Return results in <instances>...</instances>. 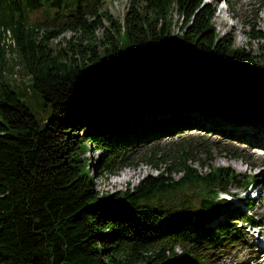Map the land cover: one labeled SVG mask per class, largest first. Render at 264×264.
Wrapping results in <instances>:
<instances>
[{
	"label": "trees",
	"instance_id": "1",
	"mask_svg": "<svg viewBox=\"0 0 264 264\" xmlns=\"http://www.w3.org/2000/svg\"><path fill=\"white\" fill-rule=\"evenodd\" d=\"M127 1L119 20L105 0H0V264H189L259 224L250 201L234 214L220 196L252 176L212 166L209 148L195 158L182 135L264 128V60L216 31L214 3ZM66 29L78 36L51 44ZM14 65L25 85L10 79ZM36 94L41 118L28 106ZM179 136L171 155L153 151ZM144 144L152 154L133 161ZM91 146L106 172L143 161L158 173L101 196ZM219 210L225 223L207 228Z\"/></svg>",
	"mask_w": 264,
	"mask_h": 264
},
{
	"label": "rangeland",
	"instance_id": "2",
	"mask_svg": "<svg viewBox=\"0 0 264 264\" xmlns=\"http://www.w3.org/2000/svg\"><path fill=\"white\" fill-rule=\"evenodd\" d=\"M262 1L264 0H225L227 6L225 12H219L216 6L213 17V24L216 31L219 34L230 32L234 38L233 46L242 47L250 51L252 55L256 56L254 62H262L264 60V5L261 4ZM127 7V0H105L102 10L121 20ZM171 16L173 33L180 32L182 17L175 11H172ZM43 18V12H36L32 16V19L36 21H42ZM107 25L108 21L102 20V26L95 32V35L100 37L103 28ZM72 36L77 37L78 33L66 29L57 38L52 39L51 44L60 43L64 45L66 40ZM13 70L14 74L10 79L13 81L14 78V82L25 85L27 76L22 74L19 65H14ZM28 106L36 115L40 114V118L46 114L48 109L44 107L43 99L38 94L32 96L28 102ZM233 129L232 132L228 130L223 132H219L220 130L216 132H200L194 130L182 136L187 135L185 136L186 139L191 140L195 158L203 159L204 154L201 149L209 148L210 154L213 157L211 162L212 166H228L235 172L252 176L250 181L251 185L247 191H243L236 185L229 187V192L236 194L233 200L234 204L230 207L231 209L233 208L232 211L234 213L238 209V205H242L246 200L248 201L254 197V201H250L252 209L248 213L262 224L260 228L262 234H264V146H261V141L264 140V128L254 124H246L235 126ZM180 137L158 140L156 148L153 151L161 155L163 151L167 150L169 152L168 155H171L172 151L167 147L173 142L179 143L180 140L178 139ZM150 154H152L150 146L144 144L132 151L130 157L133 161H136L135 159L140 156ZM100 155L101 152L92 146L90 151L86 153V156L89 157V165L94 172L93 183L95 189L98 190L101 196L106 198H109L116 191H124L126 188H132L147 174L155 175L158 173V170L143 161H137L135 165L125 164L117 171L109 173L99 167L98 160L96 159H99ZM193 163L198 165L197 162ZM198 168L202 171L209 169L208 166L201 168L198 166ZM124 173H126V177L120 179ZM178 176V174L175 175V177ZM240 198H242L243 202ZM243 208L245 209V207ZM225 216V213L218 211L216 215L207 221V228L213 230L215 227L223 225L226 221ZM233 217L235 216L233 215ZM232 222H236L235 224L237 226L241 225V220L232 219ZM240 231L241 234L239 237L233 238V236H230V238L224 240L205 244V249L198 254V258H195L192 262L190 261L189 264H213V260L216 257L218 258V262L223 264L237 257L247 247H255L258 250L257 243L260 239L255 238V235L250 232L245 233L242 229ZM187 255L189 259H193L191 254L187 253ZM242 258V256H239L235 260L241 261ZM251 263H254L253 259H249L246 264ZM167 264L173 263L169 262Z\"/></svg>",
	"mask_w": 264,
	"mask_h": 264
},
{
	"label": "bare ground",
	"instance_id": "3",
	"mask_svg": "<svg viewBox=\"0 0 264 264\" xmlns=\"http://www.w3.org/2000/svg\"><path fill=\"white\" fill-rule=\"evenodd\" d=\"M260 143V142H259ZM261 146H264V140L261 141ZM126 177V173H124L120 179H124ZM261 254H259V250H256L255 247H247L246 250L243 252H241L237 257L242 256V260L241 261H236L235 259L237 257H235L234 259H230L226 262H224L223 264H246L247 261L249 259H253L254 262L258 263L261 260L260 257ZM236 256V255H235ZM213 264H221L218 262V258L216 257L213 260Z\"/></svg>",
	"mask_w": 264,
	"mask_h": 264
}]
</instances>
